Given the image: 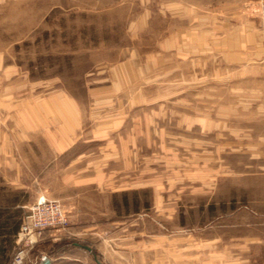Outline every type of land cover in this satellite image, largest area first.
Segmentation results:
<instances>
[{
    "label": "rangeland",
    "instance_id": "obj_1",
    "mask_svg": "<svg viewBox=\"0 0 264 264\" xmlns=\"http://www.w3.org/2000/svg\"><path fill=\"white\" fill-rule=\"evenodd\" d=\"M257 1L249 2L247 9L263 28L254 11ZM169 4L170 0H0L3 76L10 80L7 85L19 84L17 99L28 100L27 114L35 131L42 128L36 119L41 103L49 101L56 108L57 94L64 95L66 110L76 103L81 119L76 132L82 136L62 162L68 163L80 152H91L102 159L107 143L114 142L112 148L122 149L126 142L131 154L143 153L145 160H140L148 165L147 177L155 173L163 181L171 180L167 183L171 186H165L162 192L173 201L180 197V222L186 221L181 216L189 208L193 181L208 180L212 201L216 197L236 198L242 212L247 213L251 197L264 199V177H258V185L252 186L248 169L250 142L257 140L250 139L249 130L252 126L254 135H264V118L260 107L253 109L255 115L259 111L257 122L251 121L255 117L248 107H237L235 117L233 101L248 93L236 90L237 86L264 84V59L253 66H242L224 60L216 42L206 43L204 56L199 43H169V36L183 22L175 18ZM157 52L161 53L158 58ZM145 63L150 67L142 68ZM121 82L129 83V90L113 86ZM257 93L264 96V86ZM218 99L229 114L227 124L220 128L221 136L216 122ZM18 109L25 114L24 106ZM120 114L129 116L128 126L123 135L117 136L120 131L113 133L117 130L113 122L122 118ZM208 117L215 122L209 125L205 122ZM133 124L145 127V132L139 129L140 136L132 137ZM234 130L241 132V138L234 139ZM257 141L263 143L260 138ZM234 163L245 168L238 175L229 168ZM74 174L72 168L51 173L49 180L42 181L44 184L40 179H28L30 187L25 192L0 172V205L16 199L33 204L39 196H46L59 200L72 222L65 230L40 232L33 246L26 248L21 264H38L43 255L51 256L52 264H97L94 254L106 264L94 249V240L74 230L76 208L83 198L73 185ZM235 181L243 185L234 186ZM140 195L152 212L153 189L146 188ZM92 198L104 208L106 193H95ZM111 200L114 202L110 205L121 209L115 197ZM257 208L264 210V201ZM1 212L0 264H14L15 253L23 247L17 234L28 208L14 209L6 215ZM16 221L18 230L13 234ZM75 241L90 245L94 252L75 247Z\"/></svg>",
    "mask_w": 264,
    "mask_h": 264
},
{
    "label": "crops",
    "instance_id": "obj_2",
    "mask_svg": "<svg viewBox=\"0 0 264 264\" xmlns=\"http://www.w3.org/2000/svg\"><path fill=\"white\" fill-rule=\"evenodd\" d=\"M251 1L170 0L169 10L177 20L183 22L169 36V43H199L203 49L201 56H204L206 43L216 42L224 60L228 58L230 62L242 66L264 59V27L248 11L247 4ZM157 53L155 57L158 58L160 52ZM3 57L0 52V172L8 177L16 189H25L27 192L30 186L26 180L40 179L41 183L46 182L51 173H63L72 168L75 173L73 185L83 195L76 208L78 221L74 230L95 241H92L94 249L106 264H264V210L257 208V204L264 199L251 197V208L243 213L236 198L226 200L216 197L217 200L214 198L212 201L211 182L208 180L193 181V195L189 200V208L181 216L186 220L182 223L177 209L180 197L173 201L172 197H166L162 192L165 186H171L167 184L171 180L163 181L155 173L147 177L145 173L148 165L141 164L145 160L142 158L143 153L139 151L131 154L126 142L123 150L112 148L114 142L107 143L102 159L97 158V155L92 156L91 152H80L68 163L62 162L65 153L82 136L76 132L81 126L76 103L66 110V100L60 94L54 96L57 99L56 108L50 106L51 102L44 101L39 108L40 115L36 116L42 128L40 131L33 130L30 114H27L28 100L19 101V84L14 82V85H7L10 80L7 75L6 78L3 76ZM195 57L199 55L193 56L192 61ZM147 66L150 67V64L145 63L142 68ZM129 85L125 82L113 84L121 90H129ZM263 86L243 84L235 88L248 90L244 96L237 95L233 101L235 117L238 115L237 107H248L250 115L255 117L251 121L257 122L259 111L255 115L253 109L260 107V116L264 118V96L257 93ZM218 105L216 122L221 136L220 130L227 124L225 122L229 114H226V105H222L221 99H218ZM21 106L25 107V114L20 113L18 108ZM120 115L122 118L113 122L117 126L113 133L120 131L117 136L125 132L128 126L126 120L129 116ZM211 121L208 117L205 122L210 125ZM51 123L54 129H51ZM144 128L133 124L130 131L132 137L140 136ZM252 128L249 130L250 139L260 138L263 141L250 142L248 169L251 182L253 180L252 186H257V178L264 177V135H254ZM233 134L234 139L242 136L236 130ZM235 147L236 153L238 148ZM33 162L37 164L36 167ZM229 168L234 171V175L245 169L237 163ZM234 183V186L243 185L237 181ZM43 186L40 187L42 192ZM146 188L153 189L152 212L140 195ZM99 192L106 193L104 208L92 198L93 194ZM112 197L122 204L121 209L110 205L111 201L114 202ZM31 204L26 199H16L0 205V211L5 214L14 209H29ZM111 212L113 214H108ZM16 224L13 234L18 230L17 221ZM243 230H247V233Z\"/></svg>",
    "mask_w": 264,
    "mask_h": 264
},
{
    "label": "built area",
    "instance_id": "obj_3",
    "mask_svg": "<svg viewBox=\"0 0 264 264\" xmlns=\"http://www.w3.org/2000/svg\"><path fill=\"white\" fill-rule=\"evenodd\" d=\"M254 7V11L264 24V0H258ZM71 223L69 215L59 200L39 196L30 205L21 222L17 237L23 247L15 253L14 264L23 263L26 248L33 246L40 232L51 229L65 230Z\"/></svg>",
    "mask_w": 264,
    "mask_h": 264
},
{
    "label": "water",
    "instance_id": "obj_4",
    "mask_svg": "<svg viewBox=\"0 0 264 264\" xmlns=\"http://www.w3.org/2000/svg\"><path fill=\"white\" fill-rule=\"evenodd\" d=\"M73 245L75 247H77V248L85 251V252H89V253H93L94 252L93 251V248L90 245H88V244H84V243H80V242H76L75 241V242H73ZM94 258H95L97 264H104L99 259V257L96 254H94ZM53 261L54 260H53V258L51 256H49V255H43L42 259L40 260V262L38 264H52Z\"/></svg>",
    "mask_w": 264,
    "mask_h": 264
}]
</instances>
